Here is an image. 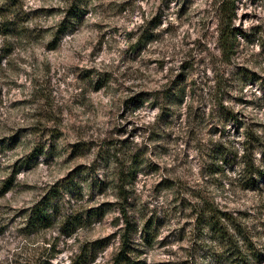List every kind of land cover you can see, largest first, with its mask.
I'll return each mask as SVG.
<instances>
[{"label": "clouds", "instance_id": "9594fccd", "mask_svg": "<svg viewBox=\"0 0 264 264\" xmlns=\"http://www.w3.org/2000/svg\"><path fill=\"white\" fill-rule=\"evenodd\" d=\"M231 2L230 21L223 0H19V32L0 17V264H115L126 235L142 264H262L264 0Z\"/></svg>", "mask_w": 264, "mask_h": 264}, {"label": "trees", "instance_id": "16d2710c", "mask_svg": "<svg viewBox=\"0 0 264 264\" xmlns=\"http://www.w3.org/2000/svg\"><path fill=\"white\" fill-rule=\"evenodd\" d=\"M221 11L223 12L225 19H229V21H230V17L234 16V7H233V3L231 2V0L223 1ZM229 34H230L229 30L226 28L224 31V38H225L226 46H227V40H228ZM261 175L264 176V173H261ZM9 184H11V183L9 182ZM59 192H60L59 188L53 189L51 192H49L47 197H46V202L49 204L56 202L55 198L57 197ZM40 211L43 212V209H41ZM209 211L213 213V219H215L217 224H218L219 223L218 214L212 209H210ZM87 214L91 217L94 213L88 212ZM75 216L79 217L80 215L78 213H76ZM153 223L156 224V222H154V220H153V217H150L144 222V225H143L144 231L150 237V239L148 241L149 243H151V240H153L152 239ZM138 227H139V225H135V227L133 228V231H135ZM127 240H128V237L126 235L125 236L126 243L124 244V246H123L121 252L119 253L118 257L116 258L115 264H142V262L137 258V257H139V254H141V251L136 249L133 245L127 243ZM105 246H106V244H105L104 240L97 242L96 245L92 246V249H91L92 254L94 255L97 249L101 250ZM229 260H230L231 264H245V259H244L243 255L239 252V250L232 252V254L229 256ZM79 264H89L87 256L80 257L79 258Z\"/></svg>", "mask_w": 264, "mask_h": 264}, {"label": "rangeland", "instance_id": "374dc122", "mask_svg": "<svg viewBox=\"0 0 264 264\" xmlns=\"http://www.w3.org/2000/svg\"><path fill=\"white\" fill-rule=\"evenodd\" d=\"M223 1H226V0H223ZM217 2H219V0H217ZM18 4H19V0H12L11 7L0 8V17L4 18V25H3V27H4L5 29H8V28L11 26L13 29H15L17 32H19V26H18V25H12L11 22H9V21L7 20V16L10 15V14H12L13 9H14ZM222 4H223V3H222ZM222 4H220V10H221ZM233 7H234V9H235V4H234V3H233ZM185 10H186V9H185ZM188 67H189L190 69H192V70L195 69V65H194V64L189 65ZM186 71H187V70H186ZM187 79H188V77H187V75H185L184 80L182 81V83H185V84H186ZM3 143H4L5 147H8V146H9V144H8V140H7V139H6L5 141H3ZM18 143H19V139H18L17 137L14 136V137L11 138V146H12V147H15ZM86 149H87V145H81L80 150H79V153H82V152L85 151ZM79 153H78V154H79ZM75 178H76L75 175H73V176L71 177L72 180H74ZM127 180H128V178H126V177H122V179H121V183H124V182H126ZM9 182L11 183V181H9ZM76 187L79 188L78 185H77ZM0 194H2V191H0ZM81 195H82V190H81ZM55 201L57 202V218H59L60 210H61V208H62V203H61V201H62V196H61V193H60V192H59V194L57 195V197L55 198ZM102 208H103V210L105 211V214H106L107 211H110V210H111L110 207H109L108 205H104V206H102ZM76 213H78L79 215H82V214H83V213H80V212H76ZM76 213H74V215H76ZM149 218H150V217H149ZM147 219H148V218H147ZM147 219H146V220H147ZM146 220H145V221H146ZM153 220H154V222H156V217H153ZM49 226H50V225H49ZM161 227H163L162 224H161V225H157V223H156V224L153 223V226H152V239H154V238H155V235L159 233V230H160ZM66 230H70V229H66ZM113 239H114V238H113ZM104 242H105V244H106V246H105L104 248H106V247L108 246V244L111 243L112 241H111V240H104ZM104 248H103V249H104ZM103 249H101V251H102ZM136 249H137V248H136ZM141 255H142V252H141V254H139V257H140ZM260 255H262V264H264V254H260ZM139 257H137V258L139 259Z\"/></svg>", "mask_w": 264, "mask_h": 264}]
</instances>
